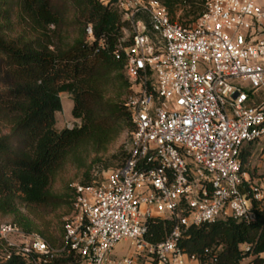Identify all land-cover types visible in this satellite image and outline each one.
Instances as JSON below:
<instances>
[{"label":"built area","instance_id":"obj_1","mask_svg":"<svg viewBox=\"0 0 264 264\" xmlns=\"http://www.w3.org/2000/svg\"><path fill=\"white\" fill-rule=\"evenodd\" d=\"M97 1L126 23L114 55L130 85L127 158L91 185H71L60 247L0 223V264H48L62 255L80 264H198L178 246L188 228L255 219L240 192L241 155L264 142V0H206L190 25L173 22L156 0ZM86 33L91 43L92 28ZM252 190L264 201V191ZM158 218L178 226L152 245L146 223ZM122 241L135 247L118 259Z\"/></svg>","mask_w":264,"mask_h":264},{"label":"trees","instance_id":"obj_2","mask_svg":"<svg viewBox=\"0 0 264 264\" xmlns=\"http://www.w3.org/2000/svg\"><path fill=\"white\" fill-rule=\"evenodd\" d=\"M156 1L183 25L196 22L206 7V0ZM125 26L117 10L97 0H0V214L53 248L64 241L71 185H91L104 172L111 148L133 131L124 105L130 85L114 55ZM61 94L71 96L80 125L58 131ZM251 151L241 155L242 173L250 172ZM240 192L252 201L254 221L223 218L190 227L178 242L184 254L198 264H264V201L253 199L246 181ZM45 212L54 216L46 220ZM177 226L174 218L150 219L146 240L158 245ZM8 264L25 262L15 258ZM48 264L80 262L62 255Z\"/></svg>","mask_w":264,"mask_h":264},{"label":"rangeland","instance_id":"obj_3","mask_svg":"<svg viewBox=\"0 0 264 264\" xmlns=\"http://www.w3.org/2000/svg\"><path fill=\"white\" fill-rule=\"evenodd\" d=\"M181 13H178L177 19L180 17ZM178 22V21H177ZM61 103H62V111L56 114V128L58 131H62L66 128L72 129L73 127L80 125L79 120H75L73 118V108H74V103L71 99V96L68 94H61ZM127 131H125L120 139L117 141V143L111 148L110 152L108 155L105 157L104 162H105V167L102 168V170L106 173L107 171H112L115 168H118L121 166L122 161L124 159L123 153H127V144H128V137L126 135ZM260 161L263 160H256L255 162L259 163ZM264 163V161H263ZM258 166L260 165L257 164ZM262 165V164H261ZM107 167V168H106ZM260 170L257 168V171ZM107 174V173H106ZM105 174V175H106ZM264 176H256L255 181L257 184H252V187L254 189H259V191H264V188H262L261 183L258 182V180L263 179ZM246 181H249V176H245ZM252 204V202H250ZM22 212L25 213L26 215H29L32 219H35L36 216L28 209L22 208ZM40 216V215H39ZM42 217H44L46 220L51 219L54 215H49V212H45L44 214H41ZM4 222H13V218L10 216H2L0 214V223ZM57 244L58 246L61 244V241L59 238L57 239ZM135 247V242L129 241L125 242L122 241L120 242L116 247H115V254L118 257V259H122L123 257H128L132 250ZM137 264H147L145 259H140Z\"/></svg>","mask_w":264,"mask_h":264},{"label":"crops","instance_id":"obj_4","mask_svg":"<svg viewBox=\"0 0 264 264\" xmlns=\"http://www.w3.org/2000/svg\"><path fill=\"white\" fill-rule=\"evenodd\" d=\"M248 147H251V159H250V163L248 165V169H249V173H244V178L245 176H249V181H245L248 182L251 186L252 184H257L256 181H255V177L256 176H264V142H259V143H256L252 146H247L246 148ZM256 160H263V161H260V165L258 166L257 162H255ZM262 164V165H261ZM257 168H259L260 170L257 171ZM251 173V174H250ZM258 182L261 183V187L264 188V178L263 179H260L258 180Z\"/></svg>","mask_w":264,"mask_h":264}]
</instances>
